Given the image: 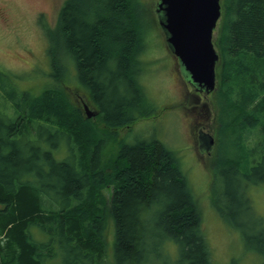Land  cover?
Segmentation results:
<instances>
[{
  "label": "trees",
  "instance_id": "trees-1",
  "mask_svg": "<svg viewBox=\"0 0 264 264\" xmlns=\"http://www.w3.org/2000/svg\"><path fill=\"white\" fill-rule=\"evenodd\" d=\"M132 1L65 0L54 27L40 19L53 85L39 95L0 71V264H213L174 152L142 139L103 164L110 136L63 87L71 75L108 129L148 117ZM221 10L211 206L264 264V215L249 196L264 188V0H221Z\"/></svg>",
  "mask_w": 264,
  "mask_h": 264
},
{
  "label": "rangeland",
  "instance_id": "rangeland-1",
  "mask_svg": "<svg viewBox=\"0 0 264 264\" xmlns=\"http://www.w3.org/2000/svg\"><path fill=\"white\" fill-rule=\"evenodd\" d=\"M64 2L65 0H0V71L10 75L12 84L18 90L39 95L49 85H53V80L48 76L51 67L48 43L39 17L44 24L54 27ZM156 3L157 0L132 1L136 31L142 45L138 56V82L142 86L150 113L148 117L117 129H108L98 119H92L100 132L110 136L109 145L102 153L103 164L114 158L119 143L132 144L142 139L161 141L174 152L180 169L197 198L196 203L203 218L204 237L212 263L258 264L260 261H256L247 250L244 253L243 242L239 236L228 229L229 227H225L213 213L209 188L211 156L201 152L191 136V125H194V131H197L200 129L197 123L203 120H198L194 112L186 111L194 106L191 98L185 95V87L189 91L191 87L181 71L179 74L177 62L164 44L155 14ZM218 30L219 28L214 32L213 38L218 35ZM256 65L264 66V59L257 60ZM71 71L74 75L73 68ZM69 80L63 87L72 105L82 113L84 104H88L92 110L86 93L80 90L71 75ZM1 102L3 101L0 95ZM205 103L208 115L204 121L207 128L203 129V132L208 133L217 143L221 140L217 129L220 114L217 91L211 93ZM204 112L202 111V115ZM220 144L219 142L214 146L213 152L217 151ZM62 155L58 145L55 157L60 158ZM101 193L103 198L108 199L110 189H103ZM249 196L257 212L264 215V188H250ZM106 236V240L111 242L113 230L110 222Z\"/></svg>",
  "mask_w": 264,
  "mask_h": 264
},
{
  "label": "water",
  "instance_id": "water-1",
  "mask_svg": "<svg viewBox=\"0 0 264 264\" xmlns=\"http://www.w3.org/2000/svg\"><path fill=\"white\" fill-rule=\"evenodd\" d=\"M155 12L167 47L188 82L205 94L213 91L219 58L212 33L221 15L220 0H158ZM84 109L87 118L96 115Z\"/></svg>",
  "mask_w": 264,
  "mask_h": 264
},
{
  "label": "flooded vegetation",
  "instance_id": "flooded-vegetation-1",
  "mask_svg": "<svg viewBox=\"0 0 264 264\" xmlns=\"http://www.w3.org/2000/svg\"><path fill=\"white\" fill-rule=\"evenodd\" d=\"M191 97L193 98L192 101L194 102V106L190 109V112H194L197 115L198 120H203V122L198 123V125L201 124V126H204L206 125L204 121L206 120V116L208 115L207 107L204 103H201L202 96L199 97L196 94H192ZM202 111H205L204 115H202Z\"/></svg>",
  "mask_w": 264,
  "mask_h": 264
}]
</instances>
